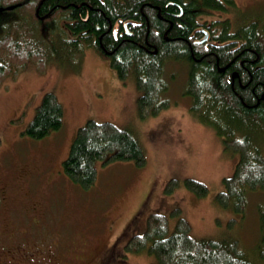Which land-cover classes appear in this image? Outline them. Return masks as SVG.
I'll list each match as a JSON object with an SVG mask.
<instances>
[{"label":"trees","instance_id":"1","mask_svg":"<svg viewBox=\"0 0 264 264\" xmlns=\"http://www.w3.org/2000/svg\"><path fill=\"white\" fill-rule=\"evenodd\" d=\"M232 9L233 0H0V88L29 64L43 73L48 60L92 52L119 80H134L138 114L156 116L169 103L160 98L167 89L165 64L186 65L184 90L191 115L212 126L224 150L237 156L232 175L222 181L226 192L214 201L243 212L247 192L264 193L263 149L253 135L264 134V15L239 25L218 19ZM61 127L62 106L49 92L23 134L41 140ZM98 162L140 166L145 155L129 130L88 120L77 129L62 172L88 189L95 183ZM182 183L196 197L208 194L198 180ZM179 184L170 179L164 192L172 193ZM257 211L264 225V207ZM178 212L174 209L172 215ZM167 231V217L151 214L145 231L132 236L126 248L154 255L158 264H255L235 240L194 239L184 218H177L170 235Z\"/></svg>","mask_w":264,"mask_h":264},{"label":"rangeland","instance_id":"2","mask_svg":"<svg viewBox=\"0 0 264 264\" xmlns=\"http://www.w3.org/2000/svg\"><path fill=\"white\" fill-rule=\"evenodd\" d=\"M233 3L235 9L218 19L230 18L239 25L264 15V0ZM63 56L60 62L48 60L43 73L27 65L0 88V190L7 192L0 201L35 204L42 222L32 226L31 235L37 236L36 245L45 252L25 258L22 264H158L155 257L126 248L132 236L145 231L146 220L154 213L167 217V235L181 217L190 224L194 239L235 240L249 260L264 264V225L257 211L264 207V193L247 192L243 212L230 203L226 208L216 205L215 195L226 192L222 181L232 175L237 156L224 150L212 126L191 115L184 90L186 65L165 64L167 89L160 98L169 102L168 107L143 117L136 109L139 92L132 78L119 80L92 52L71 60ZM49 92L62 106V127L44 139H30L23 132ZM88 120L129 130L145 163L98 162L95 183L88 189L69 181L62 162L77 129ZM253 135L264 155V134ZM186 178L206 184L208 194L196 197L182 183ZM170 179L181 184L165 193ZM174 209L177 216L172 215ZM16 218L17 224L26 221Z\"/></svg>","mask_w":264,"mask_h":264},{"label":"flooded vegetation","instance_id":"3","mask_svg":"<svg viewBox=\"0 0 264 264\" xmlns=\"http://www.w3.org/2000/svg\"><path fill=\"white\" fill-rule=\"evenodd\" d=\"M7 192L0 190V199L5 200ZM30 207V208H29ZM40 208L35 204L19 205L0 201V264H22L25 258L42 257L43 247L36 245V235H31L32 226L41 224ZM43 214V211L41 210ZM9 217H4V216ZM16 216L26 219L17 224ZM35 248L40 249L37 251Z\"/></svg>","mask_w":264,"mask_h":264},{"label":"bare ground","instance_id":"4","mask_svg":"<svg viewBox=\"0 0 264 264\" xmlns=\"http://www.w3.org/2000/svg\"><path fill=\"white\" fill-rule=\"evenodd\" d=\"M208 37V32H205V36H204V38H203V40L202 41H204V40H206V38ZM171 62V61H170ZM149 103V102H148ZM151 104H153V103H151ZM147 107V106H146ZM195 110V109H194ZM190 188V187H189ZM154 256V255H153ZM156 259V258H155Z\"/></svg>","mask_w":264,"mask_h":264},{"label":"crops","instance_id":"5","mask_svg":"<svg viewBox=\"0 0 264 264\" xmlns=\"http://www.w3.org/2000/svg\"><path fill=\"white\" fill-rule=\"evenodd\" d=\"M136 109H137V107H136Z\"/></svg>","mask_w":264,"mask_h":264}]
</instances>
